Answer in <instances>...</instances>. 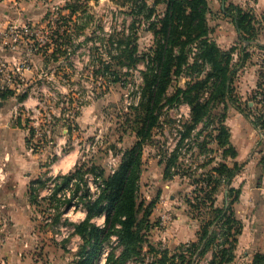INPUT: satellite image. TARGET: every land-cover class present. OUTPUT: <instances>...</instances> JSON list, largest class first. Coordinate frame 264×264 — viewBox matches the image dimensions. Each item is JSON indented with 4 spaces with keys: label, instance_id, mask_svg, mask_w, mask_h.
<instances>
[{
    "label": "trees",
    "instance_id": "obj_1",
    "mask_svg": "<svg viewBox=\"0 0 264 264\" xmlns=\"http://www.w3.org/2000/svg\"><path fill=\"white\" fill-rule=\"evenodd\" d=\"M224 1L225 14L238 27L240 40L248 42L259 38L263 21L250 9ZM121 2L131 23L107 38L109 59L103 65L110 75V83L121 82V72L126 67L145 66L140 70L143 83L138 101L127 106V126H123L135 134L136 141L123 151L120 165L107 179L102 176L103 170L82 168L78 164L70 173L56 177V195L75 180L71 198L63 202L64 211L74 198L79 200L77 205L82 203L87 211L85 219L70 223L73 234L81 238L73 264H98L105 251V264H127L141 254L146 233L151 228L149 218L153 207V202L149 203L141 214L143 204L138 201L144 148L160 146L162 140L156 138L157 129L170 121V125L176 126V141L160 162L165 163V179L172 180L176 176L191 179L193 190L186 197V203L189 213L199 223L198 239L174 248H162L158 242L154 248L158 255L155 252L153 264H200L209 251L213 257L208 264L232 263L243 230V222L235 210L241 189L233 186V181L244 163L227 162L238 152L231 141L226 110L229 105L242 113L248 110L245 115L264 131L263 112L258 113V107L255 109L249 104L251 99L256 102L260 94L258 102L264 105V84L258 85L255 94L244 102L234 93L235 77L250 54L246 47L238 44L225 49L212 37L209 0ZM77 10L78 6L71 12L74 14ZM78 29H84V25ZM140 30L152 33L149 46H140ZM237 49L241 52L239 59L235 58ZM59 52L63 51L55 49L53 54ZM12 93L7 90L1 97L7 98ZM25 96L20 95V100ZM184 104L189 106L188 117H168V111L180 110ZM261 141L264 144V138ZM216 152L218 155H213ZM190 158L193 161L188 162ZM87 173L102 178L103 186L94 199L86 187ZM40 182V187L44 186V182ZM37 191L36 188L31 191L34 204L39 201ZM62 204L58 206V216L64 212ZM98 216L106 217L103 226L95 222ZM247 264H264V253L256 252Z\"/></svg>",
    "mask_w": 264,
    "mask_h": 264
},
{
    "label": "rangeland",
    "instance_id": "obj_2",
    "mask_svg": "<svg viewBox=\"0 0 264 264\" xmlns=\"http://www.w3.org/2000/svg\"><path fill=\"white\" fill-rule=\"evenodd\" d=\"M35 1V8L45 7V13L35 19H24L22 22L14 23L10 20L7 25V29L16 25L13 30L20 35L16 41L19 47L12 51L20 53L19 60H27L33 67L38 63L32 61V54H43L45 62L49 64L48 70L54 71L55 76L41 84L45 89L37 93L40 101L38 108L33 112L34 119L31 115L22 117L17 113L12 118L14 123L28 129L22 136L20 147L41 151L46 147L45 144L57 146V141L65 139L60 154L75 148L79 152L78 166L103 170L102 176L107 179L120 165L123 151L136 141L135 134L125 130L123 126H127V106L138 101L140 86L143 83L140 70L145 66L140 64L136 69L126 67L121 72V82L110 83V75L103 65V62L109 59L107 38L111 33H118L124 26H128L131 17L127 9L121 6V0ZM76 6L78 10L73 14L71 11ZM24 12L25 10H22V13ZM83 25L84 29H78ZM138 40L141 47L149 46L153 35L140 30ZM7 45L9 46L10 43ZM55 49L63 52L55 55L53 54ZM10 59L6 58L5 61ZM183 83L184 81L181 82ZM233 85L234 93L240 96L242 102L249 100L251 94H255L254 92L258 90L256 87L250 93L241 94V88H245L246 84L238 75ZM255 100L254 108L258 107V113L264 114V107L258 102L259 98ZM236 110L233 106H228L226 123L232 130L233 142L234 140L238 142L239 154H241L239 161L245 162L246 165L233 182V186L241 189L238 200L240 202L235 208L243 222L242 233H257L261 237L258 243L262 246L264 245L262 242L264 173L259 166L263 155L264 144L261 140L264 138L262 136L264 131L256 127L254 135L255 128L251 121L249 124L245 120V113L249 111L245 110L246 112L242 113ZM169 116L186 118L189 116V106L184 104L180 110L171 109L168 111ZM241 117H245L244 122H237ZM22 120L24 124H21ZM170 124L171 121L157 129L156 138L162 140L160 146L147 145L144 148L138 201L143 204L141 214L145 207L153 202L149 218L151 228L146 233L147 240L142 246L141 254L129 260L127 264H153L155 252L157 254L154 248L158 242L162 244V248L168 245L169 248L173 247L174 244H171L167 233H172L173 223L179 214L183 216V224L179 229L186 228L188 233H195L198 229V221L189 213V206L186 203V197L193 190V186L190 185L191 179L188 176H176L172 180L164 177L165 163H161L160 159L166 155V150L174 147L176 141V126ZM10 138L14 137L8 136L7 140ZM213 155L217 156L218 153ZM251 158L256 160L254 168L247 167ZM191 161L192 158L188 160ZM216 161L219 159L217 158ZM227 162L231 164L232 160L228 159ZM41 175L45 189L37 191L39 201L33 208V217L36 218L39 233H31L29 244L25 245L30 252V264H73V260L77 258L75 253L81 238L73 234L74 229L70 223L80 222L84 210L73 208L66 215L58 216L57 214H60L58 206L64 200L55 193L50 194L48 186L51 180L56 178L51 179L52 175L48 176L46 173ZM2 205L3 202L0 200V216L4 209ZM54 206L57 209H54ZM95 221L104 222L101 218ZM177 228L175 230L178 232ZM0 236L1 239L3 235L0 233ZM256 247L251 243H241L236 258L231 264L251 262ZM257 249L262 250L260 247ZM102 256V259L106 258L107 251L106 255ZM200 264H208L206 256Z\"/></svg>",
    "mask_w": 264,
    "mask_h": 264
},
{
    "label": "crops",
    "instance_id": "obj_3",
    "mask_svg": "<svg viewBox=\"0 0 264 264\" xmlns=\"http://www.w3.org/2000/svg\"><path fill=\"white\" fill-rule=\"evenodd\" d=\"M229 2H234L250 9L263 21L259 38L242 42L235 22L225 14V1L209 0L211 7L209 25L211 27L212 37L225 49L238 44L240 47H246V51L251 53L237 74L246 84L245 88H241V94H247L255 90L256 87L258 88V85L261 83L264 84V0H227V3ZM35 3V0H0V56L11 58L10 61L19 59L20 53L12 51L11 44L9 46L7 45V42H10V38H4L3 33L10 20L14 21V23L22 22L24 19H35L46 12L45 7L41 8L39 6L35 8ZM22 10H25V12L22 13ZM32 57V61L38 64L34 67L32 66L31 69L23 70L20 75H13V77L9 78L6 75L0 74V142L3 145L2 148L0 147V200L3 202L2 206H4L0 216V233L3 235L0 239V264H30V252L27 251L28 249L25 245L29 244V236L31 233H39L36 227V218L33 217V208L36 204L31 199L32 188H36L39 191L45 189V186L40 187L42 185L40 180H43V177H41L42 173H46L48 176L52 175L50 178L55 179L59 175L68 174L73 171L79 162V152L75 148L64 154H60V150L65 144V139L63 141H57V146L45 144L44 146L46 147L41 149V151H34L29 148L21 149L20 147L22 136L26 134L28 129L23 128L20 124L14 123L12 118L14 115L19 114L22 117L31 115V118L34 119L33 112L38 108L40 101L37 93H41V90L45 89L41 84L55 76L54 71L48 70L49 64L45 62L43 54L33 53ZM239 57H241V52L240 49H237L235 58L239 59ZM7 90H11L13 92L12 95L7 98H2V93ZM23 94H26V96L20 100L19 97ZM249 104L251 107H254L256 102L251 100ZM234 109L236 110L235 107ZM245 117L239 118L237 122H244V118L248 121L247 123L251 121L253 128H255L253 132L254 130L256 132V126L253 124L251 118L246 115ZM33 123L36 124L37 122ZM21 124H24L23 120ZM8 136L14 138L7 140ZM231 141L238 153L235 158H230V160H232V163L235 161L240 163L239 156L241 157V154H239L238 142H235V140L233 142L232 130ZM253 144L255 143L253 142ZM60 146L61 148H58ZM262 158L263 155L260 159L261 165L259 168L264 173V162ZM253 159L251 158L249 160L247 164L248 168H254L256 160ZM47 161L49 162L47 163ZM245 165L244 162V167ZM86 215L87 211H82L81 221L85 219ZM97 218H101L104 221L103 223L97 222L98 225L103 226L106 217L98 216L94 220ZM182 224L183 216L179 214L173 223L172 233H167L171 244H174L171 248H174L181 242H194L198 239V229L195 233H188L186 228L179 229V226ZM176 227H178V232L175 230ZM197 227L199 228V225ZM260 240L261 237L257 233H241L235 254L237 255L241 243L246 242L251 243L253 247L257 246L262 248V250H259L256 247L253 253L264 252V245L260 246L258 243ZM262 242L264 243V237L262 238ZM166 247L169 248V245ZM102 257L99 259L98 264H105L106 258L104 257L102 259ZM212 257L213 253L209 251L206 254V260L209 261Z\"/></svg>",
    "mask_w": 264,
    "mask_h": 264
},
{
    "label": "built area",
    "instance_id": "obj_4",
    "mask_svg": "<svg viewBox=\"0 0 264 264\" xmlns=\"http://www.w3.org/2000/svg\"><path fill=\"white\" fill-rule=\"evenodd\" d=\"M15 26H10L11 28H9V29H7V27H6V29L4 30V33H3L4 38H6V37L10 38V42H7V44L10 43L11 47L13 49H17L19 47V44L16 41L20 37L18 32H15L13 30L15 28ZM13 40H15V41H13ZM28 55H30V54H28ZM31 68H32V66L27 60L21 61L19 59H15L12 61H5V59L0 58V74L6 75L9 78L13 77V75L14 76L20 75L23 70L31 69ZM257 97L259 98V100H261L260 95H258ZM259 103L262 104V106L264 107L263 102H259ZM263 111H264V108H263ZM262 136H264V135L262 134ZM85 179H86V183H87L86 187L89 190L90 197L92 199H94L97 196V194L100 192L101 187L103 186L102 178L95 175V174L87 173L85 175ZM56 184H57L56 180H51V183L48 185L49 190H50V194L54 193ZM74 185H75V180L70 182V184L68 186H66L62 191H60L57 194V196L63 200L71 198L73 189L75 187ZM82 192H83V189L79 191L78 196L81 195ZM78 201H79L78 199L74 198L70 207L66 208L65 211H64V209L66 207V204L63 203L61 205V211H64L62 216L66 215V213H68L73 208H75V209L82 208V210H85L82 203L77 205ZM50 208H52V207H50ZM54 209H57V208L54 206ZM72 229H74V228L72 227ZM103 254L106 255V251Z\"/></svg>",
    "mask_w": 264,
    "mask_h": 264
}]
</instances>
